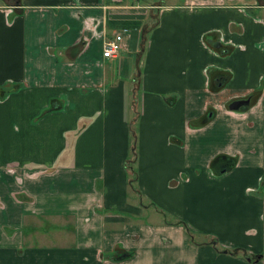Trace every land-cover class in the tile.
Listing matches in <instances>:
<instances>
[{
  "label": "crops",
  "instance_id": "1",
  "mask_svg": "<svg viewBox=\"0 0 264 264\" xmlns=\"http://www.w3.org/2000/svg\"><path fill=\"white\" fill-rule=\"evenodd\" d=\"M6 1L0 264H264V0Z\"/></svg>",
  "mask_w": 264,
  "mask_h": 264
},
{
  "label": "trees",
  "instance_id": "2",
  "mask_svg": "<svg viewBox=\"0 0 264 264\" xmlns=\"http://www.w3.org/2000/svg\"><path fill=\"white\" fill-rule=\"evenodd\" d=\"M3 1V0H2ZM6 1V0H4ZM8 1V0H7ZM13 3H12V2ZM10 2L12 4H14L16 2V0H11ZM9 2V1H8ZM84 127L83 123H80L78 126V129L76 131H72L68 133V147L66 148V150L62 153V155L59 157L57 164H59L60 162H63L66 160V158H68V156L70 155V152L73 148V140L76 137V135L82 130V128ZM234 164V159L225 155L219 156L217 157L211 164L212 169L214 167H219L217 171L221 172V171H225L228 170L229 168H231ZM262 189H264V185H262ZM186 228V231L188 232V234L191 233L190 230ZM191 236V235H190Z\"/></svg>",
  "mask_w": 264,
  "mask_h": 264
},
{
  "label": "built area",
  "instance_id": "3",
  "mask_svg": "<svg viewBox=\"0 0 264 264\" xmlns=\"http://www.w3.org/2000/svg\"><path fill=\"white\" fill-rule=\"evenodd\" d=\"M121 47L122 35L120 33H116L111 39L104 43L102 56L106 58L114 57L120 51Z\"/></svg>",
  "mask_w": 264,
  "mask_h": 264
},
{
  "label": "water",
  "instance_id": "4",
  "mask_svg": "<svg viewBox=\"0 0 264 264\" xmlns=\"http://www.w3.org/2000/svg\"><path fill=\"white\" fill-rule=\"evenodd\" d=\"M249 103V99H236L232 101L228 107L232 110H238L241 106H245Z\"/></svg>",
  "mask_w": 264,
  "mask_h": 264
},
{
  "label": "rangeland",
  "instance_id": "5",
  "mask_svg": "<svg viewBox=\"0 0 264 264\" xmlns=\"http://www.w3.org/2000/svg\"><path fill=\"white\" fill-rule=\"evenodd\" d=\"M8 1L10 2L11 0H8ZM8 1H6V2H8ZM11 2H12V1H11ZM11 2H10V3H11ZM12 3H13V2H12ZM12 3H11V4H12ZM131 153H132V152H130V155H131Z\"/></svg>",
  "mask_w": 264,
  "mask_h": 264
}]
</instances>
